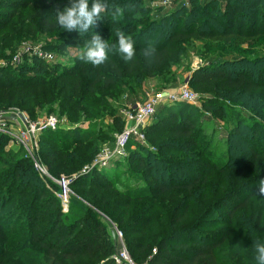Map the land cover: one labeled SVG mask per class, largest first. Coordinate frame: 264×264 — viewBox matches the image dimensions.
<instances>
[{
	"label": "trees",
	"instance_id": "16d2710c",
	"mask_svg": "<svg viewBox=\"0 0 264 264\" xmlns=\"http://www.w3.org/2000/svg\"><path fill=\"white\" fill-rule=\"evenodd\" d=\"M146 1L155 0H106L103 19L80 33L64 30L55 22L56 9L67 6L68 0H0V60L10 61L22 42L42 33L60 34L58 41L44 48L63 56L70 53V47L86 50L96 34L116 45L117 34L123 31L135 42L131 60L113 50L100 65L85 62L81 56H75L74 63L52 64L22 52L18 65L0 68V110L16 109L33 120L57 113L72 125L113 113L111 127L122 132L124 117L110 99H119L124 93L138 94L149 81H158L166 88L188 80L203 103L200 107L179 101L158 109L144 133L160 153H139L129 161L138 176L147 179L145 185H117L118 165L81 171L72 186L80 190L84 202L72 201L77 209L69 214L39 179L34 165L13 156L9 160L0 152V264H8L6 256L12 252L8 246L2 247L7 238L21 236L6 231L2 215L15 197L22 201L21 220L28 226L26 237L34 244L27 264H115L116 242L109 221L124 232L129 251L139 263L257 262L256 254L247 250L237 255L230 248L226 256L222 246L243 226L237 223L243 215H236V209L247 210L250 198L264 194L251 187L254 181L259 186L264 179V142L256 146L264 140L258 128L264 129V52L257 51L258 47L264 50V0H222L223 7L216 6L218 0H204L205 11L200 2L189 6L181 1L158 20L148 15L151 9L144 5ZM117 7L122 9L120 15L112 12ZM183 17L185 22L180 25L177 20ZM167 22V34L152 45L151 32L163 30ZM197 42L203 44L206 58L212 61L185 76L175 68L189 57L188 49ZM207 112L225 117L233 126L224 139L218 136L210 147L207 123L212 120ZM81 128L42 132L40 159L54 176L86 169L105 146L115 142L113 138L108 144L103 133L80 135ZM73 131L78 133L72 135ZM132 143L142 142L132 140L128 148ZM177 153L182 159L175 158ZM201 156H205V163ZM212 173L220 181L225 176L232 179L216 187ZM222 187L230 191L223 190L217 198ZM242 192L247 195L238 204L230 199V195ZM209 221L213 228L218 224L223 227L196 234L193 245H188L184 238L198 224ZM254 221L252 230L263 231L264 214Z\"/></svg>",
	"mask_w": 264,
	"mask_h": 264
},
{
	"label": "rangeland",
	"instance_id": "374dc122",
	"mask_svg": "<svg viewBox=\"0 0 264 264\" xmlns=\"http://www.w3.org/2000/svg\"><path fill=\"white\" fill-rule=\"evenodd\" d=\"M172 2L175 3H179L181 1H186L189 3V6H191L193 3L196 4L198 2L203 4V9L202 11H205V2L204 0H196V1H191V0H171ZM210 1V0H209ZM219 3L216 6H221L223 7L225 3H222V0H218ZM163 0H155V1H151V2H145L144 5H149V8L151 9L150 12H148V15L150 16V18L152 19H160L164 13H166L168 10V8L159 6L156 7L158 4L162 3ZM157 4V5H156ZM159 8H163V9H159ZM184 18V19H183ZM181 18L180 20H177V23H179L180 25H183V23L185 22V17ZM168 25L169 22H167V25L165 26V28L163 30H159L158 32H155V30H153L151 33L154 34V38L149 41L152 45L156 43V40L159 38V36L163 35V37L167 34V29H168ZM61 38L60 34H47V33H42L37 35V37L30 38L25 40L24 42H22L21 44V49L17 54L21 53V52H27L29 55V58H32L33 56L37 55L34 53V49L37 47L39 48V51L41 53H52V55H54V58H52V60H49V62H51L52 64L59 62H65L66 64L69 63H74L73 62V58L75 56H81L84 53V49L85 48H81V47H70V53H68L67 55H59L55 52H52L50 50H46L44 48V45L46 44H51L54 41H58ZM33 45V46H32ZM30 47V48H28ZM30 49V50H28ZM32 49V50H31ZM245 49H248V46H245ZM29 51V52H28ZM257 51L260 52H264V50H262V47H258ZM188 53H189V57L187 59L183 60V64L181 66H178V68H175L177 71L179 70V72H183L185 76H187L189 73H193L194 71H196L197 69H199L202 66L207 65L208 63H210L212 60L211 58H206L205 56V48H203V44H201L200 42H197L195 47H191L188 49ZM23 59V58H22ZM14 60V57L9 61V60H0V68H4V67H8V64H10L12 61ZM261 66V65H260ZM175 70V71H176ZM1 74V73H0ZM190 78V77H189ZM188 81V80H186ZM183 81H179L177 83L176 86L172 87L171 85L163 88L162 84L159 83L158 81L152 80L147 82L143 88L141 89V92L138 94H134V95H128L125 93L123 94V96L119 99H110V103L114 105V107L117 109V112L119 113V115H122V117H124L126 126L129 125L128 124V120L126 119L124 112L128 111L130 109H132L134 106H136L137 104H144L145 102L148 101L149 97H151L152 95H156L159 93H163L166 91H170V90H177L181 85H183L184 83ZM190 88V86H189ZM191 89V88H190ZM193 91V90H192ZM199 96V95H198ZM200 97H198L199 100V106L202 107L203 103L200 101L199 99ZM169 102L167 101H163L162 103H160L157 107L156 112L158 111V109L160 107H163L164 105L168 104ZM230 107V106H229ZM228 109V108H226ZM5 112L7 113V126L5 127L6 132L2 133L4 134L3 136H0V152L4 153V156L9 158H11V156L15 157L18 161L23 162L24 164H30L34 165L35 167V172L37 173L39 179L45 183L47 185V187L51 190V191H56L58 192L61 188L59 183L57 182L58 180H61L62 183L64 184V182H69V187L68 190L70 192V197H69V203H67L65 206L62 205L63 211L65 213H70L75 211L77 208L75 206H73L72 201H83V199L81 198V196L79 195V191L80 190H75L72 186V181L74 179V177L81 171L85 170L82 169L78 172L72 173L70 175H62L61 177H57L54 176L47 168L46 164L44 162H42V160L40 159V138H41V134L43 131H39L36 133H32V132H27V130L25 129V125L22 123L21 119L22 117L26 118L30 123V125H34L36 123H39L51 116L55 117L57 119V121L59 122V124L66 129H75L77 127H83L81 128V130H79V133H81L80 135H88L90 134H94L95 136L97 135V133H103L105 136V139L108 141L107 143L109 144L110 141L116 139V137L120 134L119 131L115 130V127L111 125L114 124L115 119H114V114H105L104 117L100 118V117H95L93 119H89L82 122L83 125H72L69 121V119L67 117H59V115L56 113L53 114H43L40 115L39 117H37V119L33 120L31 119L25 112L16 110V109H5ZM207 115H210V119L212 121H210L209 123V128H208V133L210 134V138L208 140H210V143L208 144V146H212L213 143H215V141L217 139H219V137L221 136V139H224L223 137H226V132L230 131L231 129H233V126L231 125L230 122H228V120H226L225 117L222 116H216L213 113L211 114V112H207ZM155 116L150 120L149 125L152 124V121L154 120ZM217 129L216 133L217 135L213 134V129ZM261 131V133H259V135L264 136V129L259 125L258 127ZM76 133H78L77 131H73L72 135H75ZM214 135V137H213ZM219 136V137H218ZM94 137V136H93ZM114 138V139H113ZM22 141H24L26 143V145L28 146L27 148L23 145ZM116 142V141H115ZM115 142L113 144H115ZM264 140H262L261 142L257 141L256 146L257 147H261L262 144L259 143H263ZM46 144V143H45ZM113 144L107 145L104 147L108 148V147H112ZM44 145V144H43ZM45 146V145H44ZM156 152V153H160L159 148L155 147V144H151L150 139L146 138L145 141H143L142 143L138 144V143H132L129 148L127 146L126 152L127 155L122 158V159H111V162H109V164L107 163L106 166L104 167H117L118 165V170L121 171L120 173V178H119V182L117 185L122 186V185H126L128 183H130L129 185H131L132 187H136L138 185H145L147 179H143L142 177L138 176V172L134 169V167H130L129 165V161L132 158L131 156H137L139 155V153H143L144 155H146L148 152ZM103 150L100 151V153L96 156L99 157L102 154ZM135 153V154H134ZM134 154V155H132ZM164 155H167V157H170L172 154L169 153H163ZM175 158H181L182 156L177 154ZM172 159V158H171ZM182 159V158H181ZM201 161H203L205 163V156H201L200 157ZM96 159L93 160L92 164L95 162ZM5 163H1V165H4ZM91 164V165H92ZM128 164V165H127ZM90 165V166H91ZM89 166V167H90ZM102 167V168H104ZM101 168V169H102ZM96 169V168H95ZM208 173V172H206ZM210 174V173H209ZM212 177H214L216 183V187H220V184H223V182L226 180V176L224 177V179L222 181H220L219 176L216 173H212L211 174ZM135 177H139L138 179H135ZM65 178V179H63ZM232 178H229L227 181H229ZM254 190L256 191L259 189V186L256 185V182L254 181L252 186H251ZM232 189V188H230ZM224 190V193H226L227 191H230L229 189H224V187H222L217 194V198L222 195V191ZM247 195V192H242L238 195H230V199L236 201L235 203H239L242 201V199ZM84 202V201H83ZM249 208L247 210L243 209H236V215H243L241 218H239L237 220V223L239 225H243L240 226V228L236 229V234H234V236H230V238L227 240V242L222 246L223 248L225 247L226 249V256L228 255V249H234L236 251V254H240L243 251L247 250V253L250 254H256L255 252V248H251V245H253V247H255V243L256 242H260V243H264V230H260V231H256L254 232L253 226L255 221L254 219L257 217V215H259L260 213L264 214V194H260V195H255L252 198H250V202H249ZM23 209H22V201L20 198H13V200L8 203L4 210L2 211V215L5 217V229L6 231L10 234H20L21 236L16 237V236H9L7 238V242L4 243V245L2 246L3 248L5 247H9V249L12 251L10 252L6 257V262L9 264L11 262V264H27V261L29 262L30 258L32 257V255L34 254L32 251V248L34 247L31 242H29L28 238L26 237V231L28 229V226H26V224L24 222H22L21 219H24V215H22ZM202 215V214H201ZM254 217H252V216ZM21 217V218H19ZM214 221H216L217 217L213 216ZM213 221V222H214ZM19 222V224H17ZM212 222V223H213ZM110 232L113 236V238L115 239L116 242V253L119 251L122 241L118 238L117 234H116V229H118L120 232L123 233V243L124 245L127 247L128 251L129 248L127 246V243L125 241V235L124 232L120 229V227L113 222H110ZM193 225L196 223H192ZM191 224V225H192ZM264 224V221H263ZM23 226V227H20ZM190 225V224H189ZM197 225V224H196ZM221 227H223L222 225H216L214 228L211 226L210 221L208 222H203L197 225V229L193 232H190L189 236H187L186 238H184V240H188V245H193V240L192 237H194L196 234L198 233H202L201 235H205V233H212L214 232L216 229H220ZM23 231H22V230ZM259 230V229H258ZM198 238L196 243H198ZM2 248L0 247V250ZM115 253V254H116ZM130 253V251H129ZM114 254V255H115ZM131 255V253H130ZM131 257L133 258V256L131 255ZM134 259V258H133ZM136 262V261H135ZM137 264H146V263H139L136 262ZM252 264H258V262L256 261H252L250 262ZM205 264V263H204Z\"/></svg>",
	"mask_w": 264,
	"mask_h": 264
},
{
	"label": "built area",
	"instance_id": "2783aa9c",
	"mask_svg": "<svg viewBox=\"0 0 264 264\" xmlns=\"http://www.w3.org/2000/svg\"><path fill=\"white\" fill-rule=\"evenodd\" d=\"M174 5L175 2H172L171 0H163V2L158 4L156 7L162 6L165 8H172ZM33 51L35 54H37L35 56L43 58L47 61L52 60V58H54V55H52V53H41L39 51V48L37 47ZM21 59L22 52L14 57V60L11 62L12 65H18L21 62ZM198 97V94L193 92L189 88V83L188 81H186V83L181 85L177 90H170L156 95H152L144 104H137L132 109L125 111L124 115L128 120L127 122L129 125L125 126L123 131L120 132V134L116 137L115 144L112 147L103 149L102 154L96 158L95 162L90 167H87L85 170H83V172L87 173L95 168L101 169L102 167L106 166L107 163L109 164V162H111V159L117 160L124 158L127 155V146L132 140L138 142L145 141L146 135L144 133V129L148 126L150 120L155 116L158 105L163 101H167L169 103L187 101L193 105L199 106ZM6 120L7 113L3 110H0V133L6 132ZM21 121L25 125V129L27 130V132L32 133L44 131L46 129L55 130L58 128H63L59 124L57 119L53 116L34 125H30V122L24 117H22ZM22 143L26 148L28 147L24 141H22ZM57 182L59 183L61 188H59L60 190L58 192L54 191V193L60 199L61 205L65 206L67 203H69V182H64V184L61 180H58ZM116 234L118 238L122 241V244L119 251L113 256L115 264H137L131 257L127 247L123 243V233L116 229Z\"/></svg>",
	"mask_w": 264,
	"mask_h": 264
},
{
	"label": "clouds",
	"instance_id": "9594fccd",
	"mask_svg": "<svg viewBox=\"0 0 264 264\" xmlns=\"http://www.w3.org/2000/svg\"><path fill=\"white\" fill-rule=\"evenodd\" d=\"M107 9L106 0H68L67 6L56 9L54 19L64 30L84 33L94 27L98 20L103 19ZM112 12L114 15H120L122 9L117 7ZM117 35L116 45H109L99 34L94 35L80 59L93 65H100L108 59L113 50H116L126 60H131L135 54L134 40L123 31ZM259 192L264 193V179L259 182ZM255 252L258 264H264V243L256 242Z\"/></svg>",
	"mask_w": 264,
	"mask_h": 264
},
{
	"label": "water",
	"instance_id": "95a60500",
	"mask_svg": "<svg viewBox=\"0 0 264 264\" xmlns=\"http://www.w3.org/2000/svg\"><path fill=\"white\" fill-rule=\"evenodd\" d=\"M82 173H86V172H82ZM82 173H81V174H82ZM78 176H80V174L76 175V176L74 177V179L77 178ZM74 179H73V180H74ZM72 182H73V181H72ZM72 182H71V183H72Z\"/></svg>",
	"mask_w": 264,
	"mask_h": 264
}]
</instances>
